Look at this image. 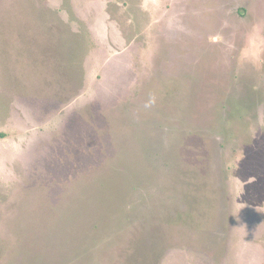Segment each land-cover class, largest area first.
<instances>
[{"label": "rangeland", "instance_id": "obj_1", "mask_svg": "<svg viewBox=\"0 0 264 264\" xmlns=\"http://www.w3.org/2000/svg\"><path fill=\"white\" fill-rule=\"evenodd\" d=\"M0 264H264V0H0Z\"/></svg>", "mask_w": 264, "mask_h": 264}]
</instances>
